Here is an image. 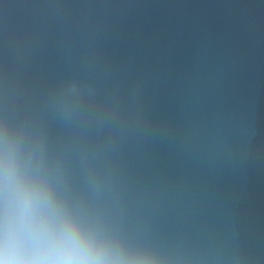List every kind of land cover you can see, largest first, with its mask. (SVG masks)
<instances>
[{
	"label": "water",
	"instance_id": "obj_1",
	"mask_svg": "<svg viewBox=\"0 0 264 264\" xmlns=\"http://www.w3.org/2000/svg\"><path fill=\"white\" fill-rule=\"evenodd\" d=\"M155 264H264V0H0V154Z\"/></svg>",
	"mask_w": 264,
	"mask_h": 264
},
{
	"label": "clouds",
	"instance_id": "obj_2",
	"mask_svg": "<svg viewBox=\"0 0 264 264\" xmlns=\"http://www.w3.org/2000/svg\"><path fill=\"white\" fill-rule=\"evenodd\" d=\"M0 264H155L86 228L15 148L0 154Z\"/></svg>",
	"mask_w": 264,
	"mask_h": 264
}]
</instances>
